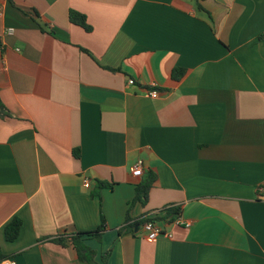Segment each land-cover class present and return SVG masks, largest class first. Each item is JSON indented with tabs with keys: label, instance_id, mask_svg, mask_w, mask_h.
<instances>
[{
	"label": "crops",
	"instance_id": "1",
	"mask_svg": "<svg viewBox=\"0 0 264 264\" xmlns=\"http://www.w3.org/2000/svg\"><path fill=\"white\" fill-rule=\"evenodd\" d=\"M103 218L98 264H264V0H0V256L86 264L51 239Z\"/></svg>",
	"mask_w": 264,
	"mask_h": 264
},
{
	"label": "trees",
	"instance_id": "2",
	"mask_svg": "<svg viewBox=\"0 0 264 264\" xmlns=\"http://www.w3.org/2000/svg\"><path fill=\"white\" fill-rule=\"evenodd\" d=\"M69 20L71 23L81 26L86 31L90 32L92 30V26L88 23L87 16L83 13H80L75 10H70L69 12ZM187 70L183 68H176L172 72V78L175 81L181 80L186 75ZM5 107L1 104V111L3 112ZM74 154L79 157L80 153L79 150L74 151ZM156 182V175L153 172H150L146 178H144L137 186L136 188V196L134 198V201L132 204H135L137 202L142 203L145 205L148 202L149 199V193L152 187L154 186ZM102 186V185H101ZM100 186V187H101ZM175 214L179 213V209L174 211ZM173 211H169V215L165 216L169 219V217L172 215ZM179 215V214H177ZM163 217H155L152 218V220H162ZM131 220V215L128 213L126 221L129 222ZM148 219L142 218L138 219V221H135L134 225L144 224ZM23 222L20 218L16 217L12 221H10L6 227H5V238L9 242L15 241L19 235L22 228ZM132 228L133 225H130ZM129 227V228H130ZM135 227V226H134ZM107 225L105 222V219H102V223L99 226V228L95 231L90 232H81L76 233L72 235L67 236H60L51 239L52 241L56 243H60L62 245H66L67 240L69 239L71 243L74 245V248L76 249L78 259L86 264H98L96 262V256L97 252L93 250L88 244L87 241L96 238L101 241L102 234L106 231ZM107 257V256H106ZM103 264H108L107 258H103Z\"/></svg>",
	"mask_w": 264,
	"mask_h": 264
},
{
	"label": "built area",
	"instance_id": "3",
	"mask_svg": "<svg viewBox=\"0 0 264 264\" xmlns=\"http://www.w3.org/2000/svg\"><path fill=\"white\" fill-rule=\"evenodd\" d=\"M9 31H12V29H10ZM153 87H155V86H153ZM150 95L152 97L157 98L160 96V91L158 89H153L150 92ZM132 174L135 177H141L143 175V169H142V166L140 163L136 164L133 167ZM90 182L91 181L88 178H86L84 180V183L86 186H89ZM166 222L171 223L173 225L183 226V227L189 228L192 226L193 221L184 219L182 216L179 215V216L175 217L174 219L168 220ZM142 229L145 232V238L149 242H155L162 237H172V234L165 231V229L163 228L160 221L152 220V218L148 219L143 224ZM0 264H17V261L14 257H1L0 256Z\"/></svg>",
	"mask_w": 264,
	"mask_h": 264
}]
</instances>
